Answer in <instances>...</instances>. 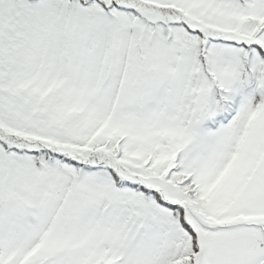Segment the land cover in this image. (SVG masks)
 Here are the masks:
<instances>
[{
	"label": "snow or ice",
	"instance_id": "6c2138e0",
	"mask_svg": "<svg viewBox=\"0 0 264 264\" xmlns=\"http://www.w3.org/2000/svg\"><path fill=\"white\" fill-rule=\"evenodd\" d=\"M0 264H264V0H0Z\"/></svg>",
	"mask_w": 264,
	"mask_h": 264
}]
</instances>
